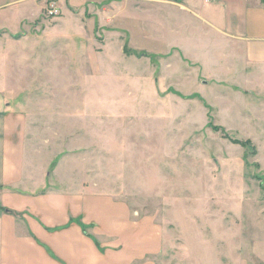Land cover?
<instances>
[{
  "label": "rangeland",
  "instance_id": "1",
  "mask_svg": "<svg viewBox=\"0 0 264 264\" xmlns=\"http://www.w3.org/2000/svg\"><path fill=\"white\" fill-rule=\"evenodd\" d=\"M137 1L0 0V90L30 157L154 225L139 264H264V79L199 36L150 48Z\"/></svg>",
  "mask_w": 264,
  "mask_h": 264
},
{
  "label": "crops",
  "instance_id": "2",
  "mask_svg": "<svg viewBox=\"0 0 264 264\" xmlns=\"http://www.w3.org/2000/svg\"><path fill=\"white\" fill-rule=\"evenodd\" d=\"M137 2H146L148 9L126 11L133 28L147 31L150 48L184 37H192L186 43L191 46L199 36L213 52L236 63L242 77L260 80L262 88L264 0ZM157 7L164 8L163 17L157 16ZM118 18L121 23L126 19ZM177 29L185 35L167 33ZM3 95L0 90V264H139L141 255H154V225L142 227L127 206L77 181L76 170L66 185L49 184V174L30 157L24 123L14 122Z\"/></svg>",
  "mask_w": 264,
  "mask_h": 264
},
{
  "label": "built area",
  "instance_id": "3",
  "mask_svg": "<svg viewBox=\"0 0 264 264\" xmlns=\"http://www.w3.org/2000/svg\"><path fill=\"white\" fill-rule=\"evenodd\" d=\"M204 1H212V0H204ZM51 6H52V5H51ZM52 7H53V6H52ZM52 11H53L52 13H55V12L57 11V8H54V7H53V8H52ZM55 14H56V13H55Z\"/></svg>",
  "mask_w": 264,
  "mask_h": 264
}]
</instances>
